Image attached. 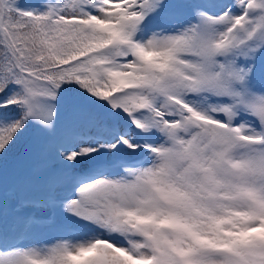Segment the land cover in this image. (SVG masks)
<instances>
[{
	"label": "snow or ice",
	"instance_id": "1",
	"mask_svg": "<svg viewBox=\"0 0 264 264\" xmlns=\"http://www.w3.org/2000/svg\"><path fill=\"white\" fill-rule=\"evenodd\" d=\"M0 264H264V0H0Z\"/></svg>",
	"mask_w": 264,
	"mask_h": 264
}]
</instances>
